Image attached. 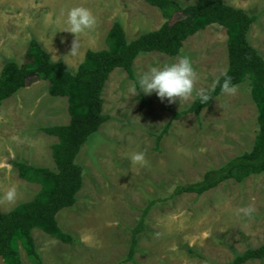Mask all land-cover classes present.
I'll use <instances>...</instances> for the list:
<instances>
[{
	"label": "rangeland",
	"instance_id": "1",
	"mask_svg": "<svg viewBox=\"0 0 264 264\" xmlns=\"http://www.w3.org/2000/svg\"><path fill=\"white\" fill-rule=\"evenodd\" d=\"M174 1L184 7L196 0ZM222 1L257 16L247 41L264 59V0ZM74 7L87 8L96 19L94 28L76 36L78 55L68 54L74 35L63 31L67 12ZM114 21L123 26L129 42L164 22L143 0H0V71L7 61L23 64L28 44L35 40L53 61L64 62L75 73L84 53L105 49ZM226 40L225 30L211 25L189 37L177 57L140 54L133 64V81L121 69L110 74L101 94L102 114L108 120L76 157L83 175L75 205L56 216L61 230L75 242L63 244L33 230L41 264H233L237 256L264 245V173L223 182L201 196L173 195L176 187L200 182L205 173L253 146L257 109L248 82L237 85L234 94L224 92L215 98L198 117L189 114L172 120L199 93L209 92L226 71ZM181 56L190 59L196 72L189 97L168 103L154 92L138 91L141 74ZM48 86L47 81L29 80L0 106L2 214L32 200L39 190L18 178L13 162L54 170L51 146L57 139L41 129L67 125L69 115L66 99L49 96ZM141 152L145 162L134 163L131 156ZM10 188L16 190L12 202L4 199ZM152 202L143 230L134 237ZM242 209L252 211L245 216ZM20 261L34 264L22 249ZM243 264H264V259Z\"/></svg>",
	"mask_w": 264,
	"mask_h": 264
},
{
	"label": "trees",
	"instance_id": "2",
	"mask_svg": "<svg viewBox=\"0 0 264 264\" xmlns=\"http://www.w3.org/2000/svg\"><path fill=\"white\" fill-rule=\"evenodd\" d=\"M143 1L159 11L163 24L157 30L143 33L129 42L123 26L114 21L105 38L106 49L87 51L75 73H71L64 62L53 61L35 40L29 42L23 64L13 61L4 63L0 71V106L25 88L29 80L36 79L49 83V96L66 99L69 115L67 125L41 129L45 135L57 139L51 146L54 170L17 161L12 163L18 178L39 186V190L32 200L17 205L8 213H0V260L4 264H21L20 249L32 263L41 264L32 237L33 230H39L60 243L74 244L73 236L61 230L56 216L75 205L83 175L81 167L75 162L76 157L81 146L108 120L102 114L101 94L109 75L115 69H121L133 81V63L140 54L158 53L177 57L189 37L211 25L225 30L227 69L207 92L210 96L208 102L201 104L196 97L188 109L174 113L172 120L189 114L198 117L202 109L209 107L215 98L224 93L222 85L225 80H230V86L235 87L248 82L251 99L257 109L258 131L249 152L235 157L217 170L205 173L200 182L176 187L173 195L201 196L223 182L232 179L241 182L251 175L264 173V59L247 41V33L257 16L227 6L222 0H196L184 7L174 0ZM169 125L165 126L162 135ZM154 203L143 211L134 237L143 230L144 218ZM134 244L133 239L128 261L132 259ZM262 259L264 245L247 250L232 263Z\"/></svg>",
	"mask_w": 264,
	"mask_h": 264
},
{
	"label": "clouds",
	"instance_id": "3",
	"mask_svg": "<svg viewBox=\"0 0 264 264\" xmlns=\"http://www.w3.org/2000/svg\"><path fill=\"white\" fill-rule=\"evenodd\" d=\"M95 23V17L87 8L74 7L68 10L66 17L67 27L63 31L74 35V40L68 54H79V44L76 40V36L84 33L86 30L94 28ZM195 80L196 72L192 67L190 59L187 56H181L174 63L165 64L163 66H153L148 72L138 77L137 85L139 92H143L147 95H151L154 92L161 102L167 100L168 103H172L175 99L180 100L189 97L193 93ZM235 91L236 87L234 85L230 86V80H225L222 85V92L234 94ZM198 95L201 104L210 100V96L206 92H201ZM131 160L134 163L143 164L145 162L144 154L142 152L135 153L131 156ZM15 196V188H10L5 193L4 199L12 202ZM241 211L245 216H248L252 210L242 209Z\"/></svg>",
	"mask_w": 264,
	"mask_h": 264
},
{
	"label": "crops",
	"instance_id": "4",
	"mask_svg": "<svg viewBox=\"0 0 264 264\" xmlns=\"http://www.w3.org/2000/svg\"><path fill=\"white\" fill-rule=\"evenodd\" d=\"M112 25V24H111ZM110 28H111V26H110ZM109 31V30H108ZM125 31V30H124ZM152 31H155V30H152ZM105 49H106V46H105ZM102 50H104V49H102ZM85 54V53H84ZM134 64V63H133ZM80 65V64H79ZM78 65V66H79ZM116 70V69H115ZM123 71V70H122ZM110 76V75H109ZM109 78V77H108ZM108 80V79H107ZM107 82V81H106ZM106 84V83H105ZM105 86V85H104ZM104 89V88H103ZM103 91V90H102Z\"/></svg>",
	"mask_w": 264,
	"mask_h": 264
}]
</instances>
